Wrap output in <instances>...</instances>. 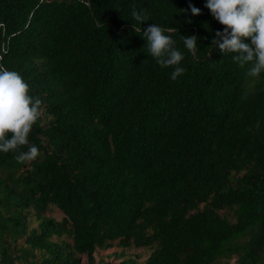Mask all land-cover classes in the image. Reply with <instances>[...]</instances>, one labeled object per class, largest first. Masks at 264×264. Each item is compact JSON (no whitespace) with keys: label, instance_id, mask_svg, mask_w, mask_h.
<instances>
[{"label":"trees","instance_id":"obj_1","mask_svg":"<svg viewBox=\"0 0 264 264\" xmlns=\"http://www.w3.org/2000/svg\"><path fill=\"white\" fill-rule=\"evenodd\" d=\"M205 3L0 0V68L42 101L40 156L0 152V264H264V72L211 44ZM153 23L184 53L175 81Z\"/></svg>","mask_w":264,"mask_h":264},{"label":"clouds","instance_id":"obj_2","mask_svg":"<svg viewBox=\"0 0 264 264\" xmlns=\"http://www.w3.org/2000/svg\"><path fill=\"white\" fill-rule=\"evenodd\" d=\"M193 15L201 9L189 5ZM205 7L223 30H217L211 44L221 53L232 54V59L256 78L264 72V0H206ZM186 11V10H183ZM131 16L139 22L149 17L133 8ZM188 22H191L190 20ZM142 37L150 54L163 68H172L170 79L177 80L186 69L181 66L184 53L176 41L165 34V29L153 23L143 29ZM184 47L195 58L198 51L197 35L182 36ZM30 86L17 71L0 68V152L16 153L15 160L24 164L40 156L38 147L30 144L29 136L41 116L42 101L30 94ZM27 148V151L21 149Z\"/></svg>","mask_w":264,"mask_h":264},{"label":"rangeland","instance_id":"obj_3","mask_svg":"<svg viewBox=\"0 0 264 264\" xmlns=\"http://www.w3.org/2000/svg\"><path fill=\"white\" fill-rule=\"evenodd\" d=\"M51 215H53L54 217H56L57 219H59L60 217H61V213L58 211V210H51ZM114 250H118V248L117 247H112V248H110V249H106V250H98L97 252H96V256H95V259H96V261L98 260V258H99V256H103V257H105V259H109V260H113V256H111L112 254V252L114 251ZM142 250H130V252H132V253H137V252H141ZM110 256V257H109ZM145 254L144 255H142V256H140L139 258H140V260H142V259H144L145 258ZM85 261H86V258L85 257H83V259H82V263H85Z\"/></svg>","mask_w":264,"mask_h":264}]
</instances>
